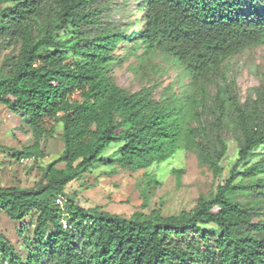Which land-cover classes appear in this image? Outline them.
Instances as JSON below:
<instances>
[{
    "label": "trees",
    "instance_id": "obj_1",
    "mask_svg": "<svg viewBox=\"0 0 264 264\" xmlns=\"http://www.w3.org/2000/svg\"><path fill=\"white\" fill-rule=\"evenodd\" d=\"M137 1L142 12L132 22ZM262 3L0 0V54L18 47L0 65V104L21 116L32 134V143L21 149L2 148L36 162L57 120L64 142L63 152L41 168L37 186L0 187V216L23 225L17 228L21 247L0 234V264H264V96L245 107L230 88L219 90L211 132L188 129L186 147L215 177L228 149L222 125L230 110L239 140L231 176L189 211L164 215L143 206L125 218L97 205L84 207L77 190L67 191L95 165H114L104 154L114 144L117 162L135 169L177 151L186 103L157 100L150 87H120L110 74L120 46L132 44L133 54L165 53L202 82L232 56L264 43ZM206 104L202 94L199 107ZM91 107V149L79 154L74 113ZM30 217L32 236L24 225Z\"/></svg>",
    "mask_w": 264,
    "mask_h": 264
},
{
    "label": "rangeland",
    "instance_id": "obj_2",
    "mask_svg": "<svg viewBox=\"0 0 264 264\" xmlns=\"http://www.w3.org/2000/svg\"><path fill=\"white\" fill-rule=\"evenodd\" d=\"M140 4L137 1L133 8L132 22H136L141 15ZM258 8L264 13V3L258 5ZM130 46L132 44H128V49L120 46L118 56L110 67V74L128 92L150 87L157 100L186 103L181 113V136L177 151L166 160L147 162L135 169L117 162L119 155L116 150L119 145L114 144L104 153L113 158L114 165H95L71 184L67 191L77 190L79 202L84 207L97 205L125 218L143 206L147 212L154 208L161 209L164 215L189 211L197 204L200 196H213L217 186L225 184L231 176L239 152V140L233 123L235 114L230 110L222 125L228 149L220 162L223 171L218 177L214 176L209 165L200 163L195 150L186 147L185 135L192 127H205L211 132L216 124L214 98L219 90L226 87L231 89V95L240 105H257L259 96H264V43L232 56L218 72L202 82L171 56L162 52L144 54L142 49L133 54ZM17 49L13 46L2 49L0 65L5 55L16 53ZM202 94L207 104L200 108ZM95 113V107L74 113L75 130L79 132V154H86L91 149L90 131ZM51 126L54 128L53 135L42 142L44 157L36 162L33 159L18 160L2 146L21 149L32 143V134L21 116L0 104V187L31 188L40 183L41 168L64 150L62 123L57 120ZM262 151L261 147L257 154ZM243 197L246 199L247 195ZM58 201L61 202L60 198ZM24 225L27 235L32 236L35 220L30 217ZM21 226L22 223L12 221L4 214L0 216V234L17 247L22 244L17 231Z\"/></svg>",
    "mask_w": 264,
    "mask_h": 264
}]
</instances>
